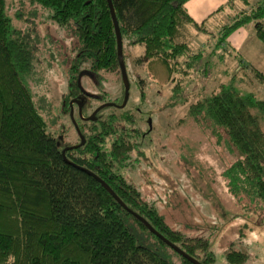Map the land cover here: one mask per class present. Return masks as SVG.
<instances>
[{
  "label": "trees",
  "instance_id": "trees-1",
  "mask_svg": "<svg viewBox=\"0 0 264 264\" xmlns=\"http://www.w3.org/2000/svg\"><path fill=\"white\" fill-rule=\"evenodd\" d=\"M25 1L46 9L59 27L70 26L78 41L60 111L62 117L68 118L69 97L82 91L80 76L88 75L93 80L95 74L103 72L120 78L106 0ZM186 1L110 0L124 66L122 45H142L143 59L137 58V63L156 60L168 74L187 73L193 56L185 42L177 41L182 25L193 22L184 8ZM12 2L0 0V264H171L156 249L140 242L131 224L165 244L81 168L100 178L128 209L184 253L201 264H212L214 257L207 237L185 235L170 228L122 177L119 169L124 160L130 152L137 151L131 140L138 131L129 112L101 118L99 113L107 106L98 111L93 121L74 120L84 143L66 150L64 160L60 150L72 145L61 139L65 127L47 130L25 82L37 34L32 25L25 26L19 12H10ZM250 21L254 37L264 47V0H256L247 13H240L223 26L215 44ZM250 70L264 84V74L252 65ZM99 99L101 103L109 102ZM89 100L83 99V115L90 108ZM186 116L198 129H205L216 144L221 139L220 145L230 160L228 167L222 166L228 190L240 202L242 198L250 201L252 208L241 202L242 207L257 209L255 223L263 225L264 98L252 92L240 93L231 83L221 84L218 91L190 104ZM175 254L180 264H191ZM246 256L230 250L224 258L230 264H242Z\"/></svg>",
  "mask_w": 264,
  "mask_h": 264
},
{
  "label": "rangeland",
  "instance_id": "rangeland-1",
  "mask_svg": "<svg viewBox=\"0 0 264 264\" xmlns=\"http://www.w3.org/2000/svg\"><path fill=\"white\" fill-rule=\"evenodd\" d=\"M242 1L234 0L235 7L239 4L245 7L243 2L247 0ZM11 7L10 12H19L25 26L32 25L37 34L25 81L35 107L44 118L47 130L62 125L66 130L62 141L75 144L78 138L69 117H62L60 111L78 41L70 26L56 25L48 17V11L38 4L13 0ZM198 7L191 14V20L199 27L202 18L231 15L228 7L214 13L217 6ZM240 10L248 12L249 8ZM17 22L20 27L24 26ZM212 33L201 32L191 22L182 25V35L177 41L185 42L189 55L193 56L184 74H168L156 60L137 63L136 59L143 56L144 46L126 48L123 44L128 99L121 109L107 107L99 114L101 118L110 113L119 116L123 111L132 115L138 135L131 142L137 151L128 154L120 173L170 228L185 235L207 237L214 257L212 264H230L224 258L225 252L230 250L246 253L242 264H264V224L255 223V216H259L257 209L256 212L242 207L243 203L252 208L250 201L242 198L241 203L237 195L228 190L222 168L228 167L230 160L220 145L221 139L216 144L205 129H198L186 116L190 104L218 91L221 84L231 83L240 93L252 92L255 97L264 98V84L258 82L250 70L252 65L264 74V47L254 37L251 21L231 31L220 45L214 44L217 35ZM228 43L237 49L232 50ZM79 83L90 98L87 112L101 103L100 97L121 100L122 84L115 74L100 72L93 80L82 75ZM147 117L150 118L149 129L141 136L139 133L148 128ZM72 118L77 119L74 105ZM131 225L140 242L156 249L169 263H181L168 246L158 243L135 224Z\"/></svg>",
  "mask_w": 264,
  "mask_h": 264
},
{
  "label": "water",
  "instance_id": "water-1",
  "mask_svg": "<svg viewBox=\"0 0 264 264\" xmlns=\"http://www.w3.org/2000/svg\"><path fill=\"white\" fill-rule=\"evenodd\" d=\"M107 6H108V10H109V14H110V18L112 21V25H113V30H114V34H115V46H116V58H117V62H118V68H119V75H120V81L122 84V99H121V103L117 106L119 108H122L127 99H128V90H129V82H128V78H127V74H126V70H125V66H124V62H123V58H122V48H121V39H120V34H119V29H118V24L116 21V18L114 16V12L111 6V2L110 0H106ZM72 103H76L77 105V113L78 116L80 118L81 117V112H80V106H81V101L78 98H72L70 100H68V115L70 118L71 123L73 124L75 131L77 133L78 136V142L70 145V146H65L60 150V153L62 155V157L65 160L64 157V152L68 149H73V148H77L79 146H81L84 143V137L82 136V134L80 133V131L77 128V125L75 124V121L72 118ZM112 105L109 102H105L102 103L100 105H98L87 117L82 118L84 121H93L94 120V114L100 110L103 107H107ZM69 162V161H68ZM83 171L87 172L89 175H91L96 181H98L107 191L108 193L115 199V201L117 203H119L121 205L122 208H124L125 210H127L134 218H136L140 223L143 224V226L154 236H156L159 240H161L165 245H167L170 249H172L175 253H177L178 255H180L181 257H183L185 260L189 261L191 264H201L199 263L197 260H195L193 257L187 255L186 253H184L178 246H176L175 244L171 243L170 241H168L167 239H165L161 234H159L155 229L152 228V226L141 216H139L138 214H136L135 212L131 211L130 209H128L121 201L120 199L115 195V193L100 179L98 178L95 174H93L92 172L86 170L85 168H81Z\"/></svg>",
  "mask_w": 264,
  "mask_h": 264
},
{
  "label": "crops",
  "instance_id": "crops-1",
  "mask_svg": "<svg viewBox=\"0 0 264 264\" xmlns=\"http://www.w3.org/2000/svg\"><path fill=\"white\" fill-rule=\"evenodd\" d=\"M249 1L252 0H247L245 4V7L242 6L241 4L238 5V7H235L236 3H234V0H189L186 1L184 4V8L186 10V13L188 14V16L191 18V14H193L195 12L196 9H198V6L201 7H207V8H216L212 11V13L217 12V11H223L224 7H228V9H230V16L229 14H226L224 16H221L219 19H215V18H211V19H207V18H202L200 27L197 26L196 23L192 22V24H194L201 32H210L213 33L212 34H216L217 37L215 39V42L218 38V36L220 35L223 26L230 24L234 18L237 17V15H239L240 13H247V11L244 10H240L241 8H249V10L252 8L253 4H250ZM255 1V0H253ZM234 10H238L236 13H233L232 11ZM248 10V11H249ZM211 15V13H210ZM206 21V24H204V22ZM223 42V41H222ZM219 43L218 45L222 44ZM215 44V43H214ZM237 43H234L233 45L236 46ZM229 45V43H228ZM229 47H232V50H234L236 47H233L231 45H229ZM234 48V49H233ZM237 49V48H236Z\"/></svg>",
  "mask_w": 264,
  "mask_h": 264
},
{
  "label": "flooded vegetation",
  "instance_id": "flooded-vegetation-1",
  "mask_svg": "<svg viewBox=\"0 0 264 264\" xmlns=\"http://www.w3.org/2000/svg\"><path fill=\"white\" fill-rule=\"evenodd\" d=\"M82 91H81V93L79 94V95H75V97H69V99L68 100H70V99H72V98H78V99H80V101H81V106H80V112H81V107H82V103H83V99L84 98H87V97H89V95L83 90V89H81ZM121 99H122V96H121ZM120 102H121V100H120ZM120 102H116V101H109V103H111L112 105H110L109 107H112V108H115V109H120L119 107H117L119 104H120ZM68 103V102H67ZM100 104H102V103H100ZM99 104V105H100ZM73 105H74V107H75V110H76V118H77V120H79V121H81V122H87V121H84L82 118H85V117H87L96 107H94V108H92L89 112H87L85 115H83V114H81V117L82 118H80L79 116H78V113H77V105H76V103H72V110H73ZM67 106H68V104H67ZM68 110H69V107H68ZM99 111V110H98ZM98 111L94 114V117H95V115L98 113ZM149 120H150V118L149 117H147V119H146V122L148 123V128L145 130V131H143V132H140L139 133V135H141V136H143L144 134H146V131L149 129ZM74 127V126H73ZM74 131H75V128H74ZM75 133H76V131H75ZM76 135H77V133H76ZM60 138V137H59ZM77 138H78V136H77ZM77 142H78V140H77ZM76 142V143H77ZM73 145V144H72Z\"/></svg>",
  "mask_w": 264,
  "mask_h": 264
}]
</instances>
